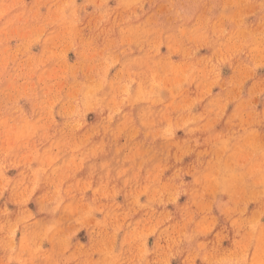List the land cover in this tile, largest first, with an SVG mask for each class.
Wrapping results in <instances>:
<instances>
[{"label": "clouds", "instance_id": "1", "mask_svg": "<svg viewBox=\"0 0 264 264\" xmlns=\"http://www.w3.org/2000/svg\"><path fill=\"white\" fill-rule=\"evenodd\" d=\"M0 264H264V0H0Z\"/></svg>", "mask_w": 264, "mask_h": 264}]
</instances>
